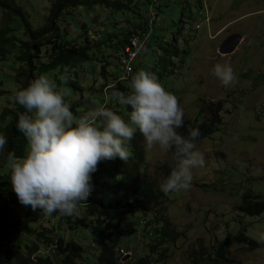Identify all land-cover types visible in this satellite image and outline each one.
<instances>
[{
    "label": "rangeland",
    "instance_id": "obj_1",
    "mask_svg": "<svg viewBox=\"0 0 264 264\" xmlns=\"http://www.w3.org/2000/svg\"><path fill=\"white\" fill-rule=\"evenodd\" d=\"M12 1L23 10L34 29L44 26L52 0ZM147 1L136 0L141 7L133 4L135 11L128 13L95 5L67 11L61 18L66 39L84 44L87 36L93 47V61L60 69L49 78L58 89H64L65 100L76 116L106 106L128 119L125 107L109 99V89L103 87L117 84L123 76L116 48L106 42V35L108 30L119 29L116 33L121 38L127 33L130 22L139 21L134 17H144ZM205 4L202 0H162L160 11L155 9L157 22L149 45L136 60L134 74L139 70L154 73L165 90L177 97L185 123L203 122L208 117L206 106L222 102V124L212 136L196 143L204 154L205 165L193 170L189 190L172 193L164 210L136 213L122 221V240L114 251L116 264H139L140 260L148 261L143 264H221L208 256L214 255L216 244L226 236L234 237L243 230L255 249L250 250L249 244H232L226 248V261L222 264H264V214L244 216L237 208L246 193L261 195L264 199V0H205ZM10 27L16 32H7L8 36L17 35V40H27L21 17L14 18L11 12L0 10V30ZM123 27L124 30H120ZM234 33L243 37L238 49L231 55H220L219 46ZM116 40L115 46L118 45ZM98 43L101 46L96 48ZM174 46L178 49L176 55L171 52ZM19 53V49L11 50L0 62V133L16 113L15 103L9 97L20 88L16 78L21 66L16 58ZM107 63L110 64L104 78L99 68ZM216 63L232 66L238 80L234 87H224L212 74ZM71 81L76 82L83 93L67 86ZM130 81L131 78L120 82L129 88ZM6 110L7 115L3 117ZM145 160V173L158 180L161 167L158 151H145ZM104 168L100 161L92 174V183L100 180L99 169ZM0 177L11 184L5 164L0 167ZM156 214L160 222L156 221ZM39 215V209L33 211L21 205L16 194L0 189V221L19 222ZM84 216L81 210L76 218ZM166 223L170 227L166 232L168 237L158 246ZM30 227L34 230L31 236L11 237L9 228L0 225V264H17L9 261L8 249L19 250L26 258L29 253L26 248L34 245L39 248L32 256L37 263L38 258H50L54 264H61L54 247L38 237L41 234L54 241L62 238L67 243L82 246L84 253L75 264H97L101 247L108 242L107 236L72 230L69 224L60 223L58 217L47 216ZM155 247L151 253V248ZM122 250L125 255L121 254Z\"/></svg>",
    "mask_w": 264,
    "mask_h": 264
},
{
    "label": "clouds",
    "instance_id": "obj_2",
    "mask_svg": "<svg viewBox=\"0 0 264 264\" xmlns=\"http://www.w3.org/2000/svg\"><path fill=\"white\" fill-rule=\"evenodd\" d=\"M212 74L226 88L238 82L229 63H216ZM108 88L109 99L130 107L127 120L106 106L76 116L64 89L45 76L9 97L24 109L16 128L26 138V152L22 158L6 152L8 137L0 133V161L21 205L46 216L76 215L91 195L99 162L117 157L127 162L132 157L127 145L137 131L145 151H158L161 166L169 168L157 183L159 191L168 195L192 187L193 170L204 167L205 157L196 144L200 130L190 128L187 136L179 131L185 120L177 97L145 70L132 75L127 93L115 83Z\"/></svg>",
    "mask_w": 264,
    "mask_h": 264
},
{
    "label": "trees",
    "instance_id": "obj_3",
    "mask_svg": "<svg viewBox=\"0 0 264 264\" xmlns=\"http://www.w3.org/2000/svg\"><path fill=\"white\" fill-rule=\"evenodd\" d=\"M153 1L154 0L147 1V10L145 11L144 17L142 15L138 18L134 17V19H138L139 21L130 22L129 28L127 27L126 29L127 33H123L121 38L117 37L116 33L119 29L115 32H110L108 30L106 42L108 44L110 43V46L116 48V57L120 60L124 54V49L128 44L130 36L134 33H139V31H149L147 25L151 18L150 7L153 4ZM133 4L136 8L141 7V4H138L136 0H52L44 26L39 29H34L31 23L26 19L23 10L12 0H0V10L11 12L14 18L16 16L21 17L24 34L27 37L26 41H20L17 40L19 39L17 35L8 36L7 32H16L12 27L5 31L0 30V62L3 60L4 56L10 55L11 50L19 49L20 53L16 58L21 66L18 69L16 78L18 79L20 88H23L27 87L28 84L40 76L50 78L60 69L65 70L75 68L79 63L83 64L93 61L91 54L93 47L90 46L89 38L86 36L87 41L84 44L72 43V41L66 39L60 25L61 18L67 13V11H76L80 7L87 6V8H90L95 5L99 7L101 6L103 9L110 11H126L128 13L131 10L135 11L132 9ZM149 4L150 6L148 7ZM161 5L153 8L155 22L153 23L151 34H153L155 23L157 22L155 9L157 12L160 11ZM73 20H75V18H73ZM82 28L85 30L86 26L83 25ZM120 30H124V27ZM116 38V44L118 45L115 46L113 43H115L114 40ZM149 41L150 38H148L141 51L149 45ZM100 46L101 45L98 43L96 48H99ZM166 52L168 53V51ZM171 52L173 55H176L178 49L174 46V49ZM135 62L134 72L136 71ZM109 64L110 63H107L106 65L103 64L99 68L100 74L104 78H106ZM118 80L117 84H115L116 88L127 93L129 88L126 87L123 82H120L122 81L121 79ZM67 84H69L67 86L73 88L75 91L83 93L82 89L76 85V82L71 81V83ZM58 85L61 86V84ZM103 87H108V84H104ZM109 92H111V89H109ZM15 106L16 113L13 121L6 126L1 133H4L8 137L5 151L14 152L17 157L22 158L26 152L27 141L23 133L16 128V122L19 113L23 112L24 109L18 104H15ZM124 107L127 112L131 110L130 107ZM223 108L224 106L222 102L217 104L213 102L209 103L206 106L208 117L203 122L195 120L190 123H185L184 127L179 129L180 133L187 136L190 128H198L201 136L197 139L196 143L212 136L222 124L221 112L223 111ZM7 112L8 110L3 111L2 116H6ZM143 143V137L139 131H137L127 145L132 151V157L127 162L122 161L118 157L110 160H101V164L105 166L104 169H99L101 178L100 180L96 179L93 183L91 181L93 185L91 195L85 202L86 204H82L79 209V211L83 210L85 212L83 218H76L79 211L76 215L71 217L59 216L56 214L52 215L54 219L58 217L60 223L69 224L70 229L72 230L81 229L90 231V233L96 236H107L108 242H104L102 245L97 264L117 263L114 251L122 240L121 234L123 233V230L121 229V223L125 218L133 216L136 213L147 214L153 210H164L166 202L170 199L171 194L165 195L160 192L157 187L159 179L162 175L166 176L168 174L169 168L167 165L160 167L158 180L149 177L144 171L146 160ZM2 165H4V162L0 161V167ZM0 189L4 193L15 194L12 190V185L5 182L2 177H0ZM237 208L244 216L257 217L264 214V199L261 195L246 193ZM157 216L159 215L156 214L155 219ZM45 217L47 216L43 215L40 210V215L38 217H27L22 221L11 223L0 221V225L2 228H9L10 235H12L11 237H14V235L31 236L34 233V230L30 225L44 220ZM156 221L160 222L158 218ZM145 226H149L147 221L145 222ZM169 230V224L166 223V227L162 229L161 234L159 235L162 240L158 243V246H162L164 241L163 238L168 237L166 232ZM114 236L116 238H113ZM38 237L44 239L47 244L54 247L56 256L61 259V264H75L84 253L83 247L74 242L67 243L62 238H58L57 241H54L45 234H41ZM252 243L253 242L243 230L234 235V237L226 236L218 242L216 244L214 255L211 254L208 257L214 262L222 264L226 261V248L228 246L232 244H249L250 250H254L255 245ZM26 249L29 251L26 258L24 255H21L19 250L15 249L16 251H14L8 249L7 255L9 261H16L17 264H54L50 258H38V263L33 260L32 256L39 251L37 246L34 245L33 248L27 247ZM155 249L156 247L151 248V253H154ZM143 262L148 263L147 260H140L139 264H143Z\"/></svg>",
    "mask_w": 264,
    "mask_h": 264
},
{
    "label": "built area",
    "instance_id": "obj_4",
    "mask_svg": "<svg viewBox=\"0 0 264 264\" xmlns=\"http://www.w3.org/2000/svg\"><path fill=\"white\" fill-rule=\"evenodd\" d=\"M202 2L204 5H206L205 0H202ZM160 5H161V0H154L153 4L150 7L151 18L147 25V29H149V31L148 30L139 31V33H134L130 36L128 44L126 45L124 49V54L121 57V60L119 62L120 70L123 73L122 78H120L121 80L130 79L132 75L134 74V62L138 58L139 53L145 46L148 38L151 36V33H152L153 23L155 22V15L153 12V8H155V6H160ZM121 254L125 255V252L122 250Z\"/></svg>",
    "mask_w": 264,
    "mask_h": 264
},
{
    "label": "water",
    "instance_id": "obj_5",
    "mask_svg": "<svg viewBox=\"0 0 264 264\" xmlns=\"http://www.w3.org/2000/svg\"><path fill=\"white\" fill-rule=\"evenodd\" d=\"M242 40L243 37L239 33H234L228 36L219 46L218 53L223 56H228L235 53V51L238 49L239 45L241 44ZM129 257L130 256H128V258H126L125 261L128 260Z\"/></svg>",
    "mask_w": 264,
    "mask_h": 264
}]
</instances>
